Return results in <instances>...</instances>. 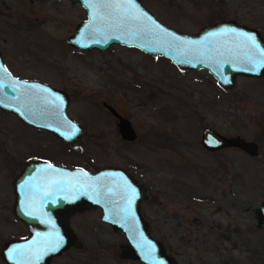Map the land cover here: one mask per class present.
<instances>
[{
	"label": "rangeland",
	"instance_id": "1",
	"mask_svg": "<svg viewBox=\"0 0 264 264\" xmlns=\"http://www.w3.org/2000/svg\"><path fill=\"white\" fill-rule=\"evenodd\" d=\"M142 2L182 31L234 19L264 38V0ZM85 17L77 1L0 0L6 67L66 91L68 114L84 129L71 147L0 109V250L5 240L28 234L12 211L14 175L27 159H46L90 171L113 165L135 176L145 187L140 214L174 264H264V230L253 224L264 195V73L238 75L235 86L223 88L203 68H178L135 47L68 45ZM104 101L129 119L134 139L121 138ZM204 126L254 140L258 154L236 147L210 154L199 139ZM81 207L67 218L79 246L51 264H143L123 257L126 238L101 220L100 207Z\"/></svg>",
	"mask_w": 264,
	"mask_h": 264
},
{
	"label": "water",
	"instance_id": "2",
	"mask_svg": "<svg viewBox=\"0 0 264 264\" xmlns=\"http://www.w3.org/2000/svg\"><path fill=\"white\" fill-rule=\"evenodd\" d=\"M71 1H77L86 16L66 38V43L75 48L106 49L112 44L135 47L164 56L178 68L206 69L223 88L235 86L238 75L259 77L264 73V67L246 70L252 68L249 57L260 59L258 49L264 48V38L256 27L222 19L187 32L162 22L142 0H135L137 8L132 10L139 20L124 15V0H113L112 7L95 9L89 7V2L95 0ZM140 28L146 31H138ZM247 35L253 36L254 42ZM0 82L2 111L14 113L23 122L45 129L73 147L77 145L84 129L68 114L66 91L13 75L1 51ZM103 105L117 118L120 136L134 139L136 133L129 119L111 104L104 101ZM200 142L211 150L236 147L248 155L258 154L254 140L239 134L225 135L209 126L203 128ZM12 186V211L25 224L28 234L3 242L0 256L5 264H51L52 258L70 245L79 246L67 218L82 205L100 207L101 220L123 232L127 241L123 257L143 264H174L161 241L150 235L140 214L143 185L124 168L105 165L90 171L81 166L27 159L14 175ZM253 214L255 226L264 228V197ZM57 244L59 249L52 251Z\"/></svg>",
	"mask_w": 264,
	"mask_h": 264
},
{
	"label": "snow or ice",
	"instance_id": "3",
	"mask_svg": "<svg viewBox=\"0 0 264 264\" xmlns=\"http://www.w3.org/2000/svg\"><path fill=\"white\" fill-rule=\"evenodd\" d=\"M86 2H88V0H86ZM125 6H126V10L124 12L125 16H131L134 19L139 20L140 17L135 15V12L132 11L133 9L137 8V5L135 3V0H124ZM113 6V0H95L94 3L89 2V7L90 8H100V7H112ZM116 7H119L118 4L115 5ZM146 15V14H144ZM138 31H146V29L144 28H140L138 29ZM137 33H133V35H136ZM246 35V34H245ZM247 39L248 40H252L254 42V37L251 35H247ZM253 46L255 47V43H253ZM258 53H259V57L260 59H253L252 57H249V62L252 64V68L250 69H246L249 71H254L256 68L259 67H264V48H259L258 49ZM0 87H2V82H0ZM211 142V141H210ZM60 247L59 244L56 245L55 248L51 249L52 251H56L58 250ZM14 251H19L18 249L14 250Z\"/></svg>",
	"mask_w": 264,
	"mask_h": 264
},
{
	"label": "flooded vegetation",
	"instance_id": "4",
	"mask_svg": "<svg viewBox=\"0 0 264 264\" xmlns=\"http://www.w3.org/2000/svg\"><path fill=\"white\" fill-rule=\"evenodd\" d=\"M14 75V74H13ZM15 76H17V77H20V78H23V79H35V80H40V81H42V79H39V78H37V77H35V76H23V75H19V74H16ZM108 110V109H107ZM108 112L111 114V112L108 110ZM112 115V114H111ZM113 116V115H112ZM114 117V116H113ZM116 118V117H115ZM116 120H117V118H116ZM117 122V121H116ZM204 128V127H203ZM203 128H201V132H202V130H203ZM118 132V131H117ZM51 133V132H50ZM120 135V134H119ZM122 138V137H121ZM199 139L201 140V134H200V136H199ZM62 142H64V141H62ZM65 143V142H64ZM66 145H68V146H71V145H69V144H67V143H65ZM67 146V147H68ZM71 147H73V146H71ZM203 147V146H202ZM203 148H205V147H203ZM223 148H226V147H223ZM207 151H210V154L211 153H213V152H217V150H219V149H216V150H211V149H208V148H205ZM220 149H222V148H220ZM46 160V159H45ZM49 161H51V160H49ZM51 162H53V161H51ZM54 163H56V162H54ZM56 164H60V165H63V166H66V167H74V166H69L68 164H63V163H56ZM135 177V176H134ZM136 178V177H135ZM137 179V178H136ZM138 180V179H137ZM139 181V180H138ZM140 182V181H139ZM141 183V182H140ZM142 184V183H141ZM143 185V184H142ZM143 187H144V185H143ZM144 192H145V187H144ZM144 197V196H143ZM263 197H264V195H263ZM263 197H262V199H263ZM262 199L260 200V202L262 201ZM260 202H259V204H260ZM258 204V205H259ZM258 205H256V206H258ZM256 206H254L253 207V209L256 207ZM253 218H254V214H253ZM147 222V224H148V232L150 233V235L152 236V237H154V238H157V236H155L152 232H151V230H150V226H151V222H149V220L148 221H146ZM253 224H254V222H253ZM254 227L256 228V229H259V230H264V228H258V227H256L255 226V224H254ZM158 239V238H157ZM159 240V239H158Z\"/></svg>",
	"mask_w": 264,
	"mask_h": 264
}]
</instances>
